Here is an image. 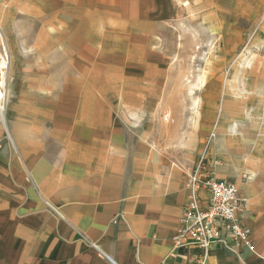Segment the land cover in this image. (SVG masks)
I'll return each instance as SVG.
<instances>
[{"label": "crops", "instance_id": "obj_1", "mask_svg": "<svg viewBox=\"0 0 264 264\" xmlns=\"http://www.w3.org/2000/svg\"><path fill=\"white\" fill-rule=\"evenodd\" d=\"M17 1L45 25L40 39L51 50L35 56L52 62L44 81L24 83L25 96L16 81L6 88L0 264H193L201 250L174 243L187 176L152 143L149 125L131 128L170 102L159 31L179 0ZM59 88L75 91L59 96ZM255 147L209 162L237 184L255 250L216 245L208 264H264V146Z\"/></svg>", "mask_w": 264, "mask_h": 264}, {"label": "rangeland", "instance_id": "obj_2", "mask_svg": "<svg viewBox=\"0 0 264 264\" xmlns=\"http://www.w3.org/2000/svg\"><path fill=\"white\" fill-rule=\"evenodd\" d=\"M179 3L175 19L159 31L164 40L160 47L170 54V102L131 128L144 130L149 125L152 143L187 176L192 165L188 164L206 150L212 133L208 161L219 166L226 163L231 149L242 153L244 148L264 146V0ZM45 30L33 9L19 8L17 0H0L2 118L9 79L25 96L26 81H44L49 75L52 58L44 54L51 46L40 39ZM36 50H44V56H35ZM35 67L42 70L39 76ZM55 76L61 82L65 74ZM37 91L47 95L46 90ZM55 91L64 96L75 90Z\"/></svg>", "mask_w": 264, "mask_h": 264}, {"label": "built area", "instance_id": "obj_3", "mask_svg": "<svg viewBox=\"0 0 264 264\" xmlns=\"http://www.w3.org/2000/svg\"><path fill=\"white\" fill-rule=\"evenodd\" d=\"M214 137L187 172V205L174 237L176 246L201 250L193 264H208L216 245L255 250L252 230L242 221L246 206L237 184L219 179L209 165L207 150Z\"/></svg>", "mask_w": 264, "mask_h": 264}, {"label": "bare ground", "instance_id": "obj_4", "mask_svg": "<svg viewBox=\"0 0 264 264\" xmlns=\"http://www.w3.org/2000/svg\"><path fill=\"white\" fill-rule=\"evenodd\" d=\"M0 71L2 72V75H1V76H3V75H4V69H1ZM1 72H0V73H1ZM1 78H2V77H1ZM1 84H3L2 81H0V85H1ZM2 96H3V95H2V91H0V100H1Z\"/></svg>", "mask_w": 264, "mask_h": 264}]
</instances>
